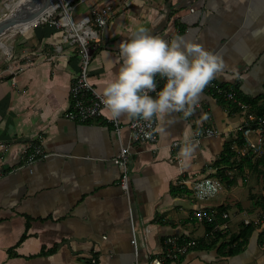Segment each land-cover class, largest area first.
<instances>
[{
    "label": "crops",
    "instance_id": "1",
    "mask_svg": "<svg viewBox=\"0 0 264 264\" xmlns=\"http://www.w3.org/2000/svg\"><path fill=\"white\" fill-rule=\"evenodd\" d=\"M11 1L0 0V13L3 5L10 10ZM104 10L106 24L88 46L89 78L100 93L119 67L118 44L130 29L143 26L166 40L178 35L221 55L227 67L213 81L242 97L264 94V0H84L71 16L79 21ZM37 24L10 31L26 32L6 66L0 64V264H89L91 256L97 264H132L127 203L113 162L119 149L114 128L101 118L78 123L65 117L81 63L78 48L62 40L54 22ZM242 118L203 91L187 119L180 113L157 118L155 145L132 146L130 202L141 264L160 255L168 237L196 239L199 247L166 264H264V245L257 243L264 215L251 200L264 196V185L252 169L228 166L218 192L206 199L192 198L183 185L215 172L226 145L235 154L242 146L236 139ZM118 120L126 140L129 119ZM207 126L218 135L195 142L196 170L181 172V144L171 150L170 143L192 139L195 129ZM34 144L47 156L27 165L21 157ZM197 208L228 212L220 233H237L244 220L254 224L246 248L220 255L217 244L209 245L213 228L206 233L191 218Z\"/></svg>",
    "mask_w": 264,
    "mask_h": 264
},
{
    "label": "built area",
    "instance_id": "2",
    "mask_svg": "<svg viewBox=\"0 0 264 264\" xmlns=\"http://www.w3.org/2000/svg\"><path fill=\"white\" fill-rule=\"evenodd\" d=\"M65 18V21L60 22V19ZM106 11L93 12L83 16L79 21H74L71 12L65 9L59 13V19L54 24L59 29L62 40L70 44H76L80 56V68L78 74L72 80L69 87V106L65 111V117L71 121L78 123H86L95 119H103L110 122L114 128V132L118 142V153L113 158V162L120 169L119 186L123 192L127 203L128 216L130 221V243L133 247V263L141 264L138 258V248L135 229L132 221L131 202H130V174L129 164L130 158L133 155L132 146L138 143L149 142L153 145L157 143V118H154L151 127L143 120H129L127 123L128 137L126 140L121 136V125L119 120L109 118V114L105 110L100 100V92L95 88L89 78V64L91 56L88 52V46L91 41L98 37L99 30L106 24ZM80 25L83 29L88 28L87 34L83 37L85 31L80 30V34L74 32V26ZM83 37V39L81 38ZM157 91L163 86L164 81L157 76ZM212 98L227 103L231 113H240L242 118L241 124L237 128V132L241 135V147H238L235 152V161L240 162L244 158L255 160L261 156L263 152L264 139V115H257L251 104L245 102L242 96L234 89L225 87L224 85L211 80V82L203 90ZM155 97L156 93H150ZM264 103V102H263ZM150 133V135H146ZM218 135V132L212 127L197 128L193 131L192 139L194 142H199L202 138L213 137ZM237 138V136H236ZM184 141H172L169 148L175 149ZM46 153L41 149L40 145L34 144L28 147V150L21 157L24 163L32 165L39 159L45 158ZM211 181L218 184L222 181L221 174L215 172L203 178L186 179L183 185H188L192 198L199 199L196 194V185ZM218 189L216 193L218 192ZM215 193V194H216ZM214 196V195H213ZM212 197V196H211ZM210 198V197H205ZM227 211L215 212L212 210H204L197 208L193 211L191 218L201 224H212L213 232L216 230H224L225 221L229 219ZM218 219L223 220V224H218ZM248 220H244V224H248ZM164 248L160 255L152 257L145 264H166L167 262L178 261L188 250L198 245L196 239H181L177 237H168L163 241ZM89 264H97V258L91 256Z\"/></svg>",
    "mask_w": 264,
    "mask_h": 264
},
{
    "label": "clouds",
    "instance_id": "3",
    "mask_svg": "<svg viewBox=\"0 0 264 264\" xmlns=\"http://www.w3.org/2000/svg\"><path fill=\"white\" fill-rule=\"evenodd\" d=\"M117 47L119 67L104 81L99 98L110 119L143 120L149 127L154 118L172 113L192 116L205 87L227 67L221 55L202 44L178 35L166 40L143 26L130 29ZM157 76L164 81L158 91ZM177 155L181 172L196 170L193 140L185 139ZM217 189L218 184L205 181L196 185V194L204 199Z\"/></svg>",
    "mask_w": 264,
    "mask_h": 264
},
{
    "label": "trees",
    "instance_id": "4",
    "mask_svg": "<svg viewBox=\"0 0 264 264\" xmlns=\"http://www.w3.org/2000/svg\"><path fill=\"white\" fill-rule=\"evenodd\" d=\"M243 100L249 104L252 105L253 110L257 115H264V94L262 96L256 97V98H248V97H242ZM262 98L263 100L261 103H259L257 100ZM238 143L241 144V135L239 132H237V138ZM246 159V160H245ZM252 163V164H251ZM215 167H217V173L221 174L223 173L222 170L227 168L230 165H235L237 167L247 166L248 168H254L255 166H258V162L255 164V160H252L251 158H244L240 162L235 161V154L232 152L230 147L228 145L225 146L223 153L219 156L218 159L213 164ZM179 191L178 189L173 188L171 190L172 193H176ZM251 200L254 206H258L263 215H264V196L260 197H253L251 196ZM222 211V210H220ZM205 225V232L209 233L213 225L212 224H204ZM255 225L254 224H243L241 228L238 230L237 233L233 234H224L220 233L219 231H215L213 234V241L209 245L215 246L217 244V250L222 256H234L239 253H241L247 246L250 237L255 232ZM257 243L258 245H264V230H260L257 234ZM199 247V245H197Z\"/></svg>",
    "mask_w": 264,
    "mask_h": 264
},
{
    "label": "rangeland",
    "instance_id": "5",
    "mask_svg": "<svg viewBox=\"0 0 264 264\" xmlns=\"http://www.w3.org/2000/svg\"><path fill=\"white\" fill-rule=\"evenodd\" d=\"M16 0H12V2H15ZM82 1L84 0H63L61 3L60 0H56L55 4H58L59 6L57 7V9L55 10L54 14L48 18L46 21H41L39 24H49V23H53V22H57L59 19V13L64 11L65 9H67L68 11L71 12V10L79 5L80 3H82ZM86 1V0H85ZM10 12V10H6L4 5L2 7V11L0 13L1 18H3L5 15H7ZM36 26V25H35ZM31 28V27H30ZM14 32V31H13ZM10 32L8 31L7 33H5L4 35H2L0 37V42L3 43L4 45H6L9 48V52L5 53L3 52L0 46V59H1V66H6V60H9L10 57L12 56V51L14 49V46L16 44L17 39L22 36V34L24 32H21L20 30H15V32ZM12 34V35H11ZM246 160V159H245ZM258 162V166H255L254 168H250L252 169V171L254 173L257 174V177L263 182L264 185V139H263V152H261V156L255 159V164ZM252 164V163H251ZM237 167V166H236ZM262 189H264V186H262ZM257 197H260L261 194L256 195Z\"/></svg>",
    "mask_w": 264,
    "mask_h": 264
},
{
    "label": "water",
    "instance_id": "6",
    "mask_svg": "<svg viewBox=\"0 0 264 264\" xmlns=\"http://www.w3.org/2000/svg\"><path fill=\"white\" fill-rule=\"evenodd\" d=\"M56 0H28L26 6L22 9L19 8L14 15L4 16L0 20V37L11 27L17 25L22 20L32 17L34 15L38 16L43 14L45 9L50 3Z\"/></svg>",
    "mask_w": 264,
    "mask_h": 264
},
{
    "label": "bare ground",
    "instance_id": "7",
    "mask_svg": "<svg viewBox=\"0 0 264 264\" xmlns=\"http://www.w3.org/2000/svg\"><path fill=\"white\" fill-rule=\"evenodd\" d=\"M63 0H60V2L59 3H61ZM27 2H28V0H16L15 2H14V4H13V6L10 8V12L7 14V15H5V16H9V15H14V14H16V12H17V10L19 9V8H23L24 6H26V4H27ZM55 2H52V3H50L49 4V6L45 9V11L43 12V14H40V15H38V16H36V15H34V16H32V17H29V18H26V19H24V20H22L20 23H18L17 25H15V26H13V27H11L10 29H8L6 32H8V31H11L12 29H15V28H22L23 27V25H24V27H26V26H30V25H35V24H37L40 20H42V21H46L48 18H50L53 14H54V12H55V10L57 9V7L59 6L58 4H55L54 6H52L53 4H54ZM52 6V7H51ZM50 8V9H49ZM48 9H49V11H48ZM48 11V12H47ZM46 13V14H45ZM45 14V15H44ZM2 19V18H1ZM0 19V20H1ZM63 21H65V18H62V19H60V22H63ZM83 28L80 26V25H78V26H74V28H73V30H74V32H76V33H79L80 32V30H82ZM86 30H88V28H85V29H83V31H85V33H83L84 35H83V37H85V35L87 34V31ZM5 32V33H6ZM80 34V33H79ZM83 37H81L82 39H83ZM3 52H5V53H8L9 52V49L7 48V47H3V50H2Z\"/></svg>",
    "mask_w": 264,
    "mask_h": 264
}]
</instances>
